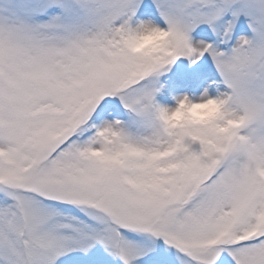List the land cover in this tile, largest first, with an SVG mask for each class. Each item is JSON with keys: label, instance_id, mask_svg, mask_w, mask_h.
<instances>
[{"label": "snow or ice", "instance_id": "1", "mask_svg": "<svg viewBox=\"0 0 264 264\" xmlns=\"http://www.w3.org/2000/svg\"><path fill=\"white\" fill-rule=\"evenodd\" d=\"M241 17L229 51L193 44ZM146 29L164 55L131 46ZM205 53L233 127L165 124L153 77ZM158 237L180 264H264V0H0V264L97 243L133 264Z\"/></svg>", "mask_w": 264, "mask_h": 264}, {"label": "rangeland", "instance_id": "2", "mask_svg": "<svg viewBox=\"0 0 264 264\" xmlns=\"http://www.w3.org/2000/svg\"><path fill=\"white\" fill-rule=\"evenodd\" d=\"M225 19H228V17H226ZM237 23H246V19L244 17H241ZM204 27H209V26L201 25L198 29L204 28ZM198 32H202V30H199ZM218 37L220 41L225 39L222 35ZM199 40H205L211 43V39L209 37H206V36L204 37L200 33L194 34L193 44H195V42ZM213 44L217 46L215 43ZM217 47L220 49L219 46ZM186 58H187L186 56L178 57L177 60L173 64L166 66V69L161 70V71H165V70L171 71V69H176L182 66L185 67L184 63H185ZM202 59L204 60L207 59L209 63L214 64L210 54L208 53H205L204 56L196 64L199 65ZM203 69L200 70L199 72L200 74H192L189 71L188 72L186 71V73H183L185 74L184 77L182 76L183 74L176 73L175 77H178V79L181 81L176 84L175 80H177V78H171L170 82L174 85L173 87L179 88L178 94L176 95L175 92L171 93L172 89L168 87V84H166L164 87L165 92L168 95V97L170 96L169 100H171V98L172 100L170 102L164 103L163 105L175 104V100L173 98L183 93H188L193 98H199L201 94L205 92V90H207L208 93L213 96L218 95L221 91H223L224 89L222 88V83H219V84L215 83L216 81H219L220 79L218 77L213 76L210 78L208 77L207 83L202 87L199 93L201 86L200 84L197 85V83L201 81V75H202L201 72ZM180 78H183V79H180ZM191 79L194 82L197 79V83L193 85ZM191 84L193 86H191ZM190 86L195 87V90L189 93V88H191ZM113 100L118 101L119 98L115 97ZM160 100L161 98H156L155 101L159 104L160 102L158 101ZM198 147H199L198 142L196 144H193V148L198 149ZM150 247L152 248V251L148 252L146 255L142 257L137 258L133 262V264H180V260L177 258L176 249L168 245L163 239V237L153 238V241L150 243ZM118 263L124 264V261L120 257L113 255L104 245L97 243L92 249H90L87 252L77 250V251L68 253L64 257V260L61 264H118ZM216 264H236V262L231 257L228 251H224L222 252L220 259L216 261Z\"/></svg>", "mask_w": 264, "mask_h": 264}, {"label": "clouds", "instance_id": "3", "mask_svg": "<svg viewBox=\"0 0 264 264\" xmlns=\"http://www.w3.org/2000/svg\"><path fill=\"white\" fill-rule=\"evenodd\" d=\"M168 36L163 32L145 30L139 36L130 40L131 46L145 54L162 56L170 48ZM175 104L161 105L163 112L160 119L169 126H186L191 124H211L223 130L233 127L230 121L234 120L238 113L230 108L227 100L222 95H210L207 90L199 98H193L188 93L174 97ZM258 148L260 147L259 142Z\"/></svg>", "mask_w": 264, "mask_h": 264}]
</instances>
